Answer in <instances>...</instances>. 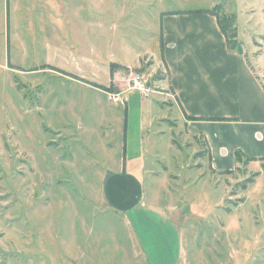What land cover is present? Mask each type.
<instances>
[{"label":"rangeland","instance_id":"374dc122","mask_svg":"<svg viewBox=\"0 0 264 264\" xmlns=\"http://www.w3.org/2000/svg\"><path fill=\"white\" fill-rule=\"evenodd\" d=\"M216 5L234 19L253 61L264 46V0H0V264H36L50 232L60 263L86 251L91 264L103 257L98 252L114 257L103 264H144L138 247L122 244L119 217L102 196L124 134L134 148L141 120L142 206L154 245L172 255L176 242L160 231L173 223L152 204L178 198L186 217L204 205L194 218L207 238H195L192 264H264V159L244 157L230 171H213L204 138L182 126L164 77L150 72L152 57L161 60V15ZM115 65L131 68L113 83ZM131 72L142 75L148 95L130 89L124 103L110 100L112 85L128 90ZM224 223L228 232L220 235ZM185 242L187 253L192 244Z\"/></svg>","mask_w":264,"mask_h":264},{"label":"crops","instance_id":"0c3cea01","mask_svg":"<svg viewBox=\"0 0 264 264\" xmlns=\"http://www.w3.org/2000/svg\"><path fill=\"white\" fill-rule=\"evenodd\" d=\"M161 25L163 61L155 63L152 57L150 72L159 79L164 77L160 83L167 87L174 107L178 109L177 119L182 126L190 135L201 136L206 141L211 157V169L219 173L232 170L236 163V152L246 158H264V46L257 58L251 61L261 79L259 83L244 57L228 50L215 17L203 13L166 15L162 17ZM254 32L260 35V32ZM2 36L5 44H10L8 30H5L4 26ZM238 39L245 44L242 39ZM10 65H7L8 71L12 70ZM138 65L136 67H139ZM118 66L120 68L114 71L113 80H110L113 83L117 80L118 71L131 68ZM126 92L132 91L120 92L121 96ZM159 96L166 97L168 94ZM152 101L153 99L150 103ZM149 116L148 122H151L154 116ZM144 128L145 123L141 120L138 142L134 148H130L123 137L119 162L103 175L102 196L107 206L119 217V227L126 234L122 244L126 245L128 241L130 245L138 247L144 264H169L171 260H174L175 264H185L186 256L191 258L195 238H200L199 243L202 237L203 240L207 238L200 229L198 220L194 218L195 212L201 210L204 205L195 204L190 215L186 217L187 207L179 205L178 198L175 203L171 201L169 204H152V210L161 211V215L170 217L169 221L175 227L173 229L166 223L163 234L162 230L160 231L162 240L165 234V242L169 235L172 236V241L176 242L172 255L154 245L159 243V240L156 242L154 224L148 225V216L142 206L145 200L144 182L147 172ZM209 207L211 206H206L207 209ZM221 228L220 235L228 232L226 223ZM144 236L154 247L150 246L149 250L143 247ZM184 236L185 243L192 244L187 253L183 247ZM49 237L48 249L45 243L41 245L43 250L40 249V243L37 246L36 264H91L88 262L90 255L86 254V251L76 256L68 254L65 256L66 261L60 263L56 241L51 243V232ZM98 255L104 259L110 256L103 252H98ZM102 258L97 259V264H103ZM192 262L191 258L189 264Z\"/></svg>","mask_w":264,"mask_h":264},{"label":"trees","instance_id":"16d2710c","mask_svg":"<svg viewBox=\"0 0 264 264\" xmlns=\"http://www.w3.org/2000/svg\"><path fill=\"white\" fill-rule=\"evenodd\" d=\"M192 13H199V14H209L213 17L216 18L218 27L221 31V33L224 35L225 40H226V45L229 51L231 52H235L237 54H240L244 57V59L246 60V63L248 64V67L250 68L251 72L255 75L256 79L259 81H261L260 77L257 74V71L255 70L254 66H252L251 61L249 56L247 55V53L244 50V46H243V42L241 40L238 39V35H237V31L235 30V23H234V19H229L225 16L224 14V8L222 5H216L214 8L212 9H207V10H197V11H189V12H171V13H166V14H162L161 15V19L162 17L166 16V15H181V14H192ZM161 27V31H160V49H161V60L163 61V38H162V25ZM259 54H255L254 57L258 56ZM12 66L10 65V68ZM120 67L115 65L112 66L110 68V79L113 80V73L116 69H119ZM122 69V68H121ZM125 69V68H123ZM74 79H76V77L73 76ZM97 87V86H96ZM112 88L116 89V87H114L112 85ZM104 89V88H102ZM264 89V86H263ZM125 131V130H124ZM125 137V134L124 136ZM204 145L207 148V152H208V145L206 143V141L204 140ZM209 154V152H208ZM235 158H236V162L239 163L241 161L242 158H244V156L240 153V152H236L235 154ZM208 159L210 161L211 164V157L210 154L208 156ZM251 160H255L254 158H250ZM264 159V158H262Z\"/></svg>","mask_w":264,"mask_h":264},{"label":"built area","instance_id":"2783aa9c","mask_svg":"<svg viewBox=\"0 0 264 264\" xmlns=\"http://www.w3.org/2000/svg\"><path fill=\"white\" fill-rule=\"evenodd\" d=\"M128 90H133V91H138L141 94L147 96L148 93L150 92L148 90V88H146V86L144 85L143 81H142V75L136 72H131L128 75ZM108 95V98L114 102H120V103H124L125 99L122 98L121 93H119L118 91L114 90V92H111Z\"/></svg>","mask_w":264,"mask_h":264}]
</instances>
